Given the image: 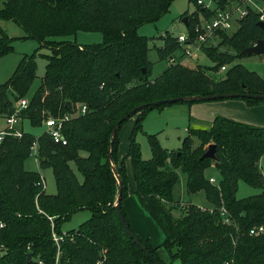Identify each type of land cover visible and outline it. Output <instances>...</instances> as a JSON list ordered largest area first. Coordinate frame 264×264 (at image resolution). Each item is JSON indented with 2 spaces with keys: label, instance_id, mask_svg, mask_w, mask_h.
Listing matches in <instances>:
<instances>
[{
  "label": "trees",
  "instance_id": "1",
  "mask_svg": "<svg viewBox=\"0 0 264 264\" xmlns=\"http://www.w3.org/2000/svg\"><path fill=\"white\" fill-rule=\"evenodd\" d=\"M175 0H5L0 9V59L14 52L13 41L3 29V21H12L25 32V39L36 40L40 48L52 53L45 76L37 91L29 96L37 78L34 57L25 55L10 79L0 85V117L14 113L16 103L29 99L21 111L19 129L22 138L5 137L0 145V264H56L58 246L52 235H65L60 244L61 264H147L151 260L126 234L118 218L116 202L118 178L123 183L121 209L133 233L123 201L128 197L126 162L131 161L135 195L141 207L162 230L163 247L172 260L182 264H264V127H257L217 116L208 128L191 127L178 152H170L149 135L152 158L144 160L136 140L143 121L154 110L204 101L150 106L161 100L247 93L264 96V79L244 65L236 64L223 79H214L209 71L219 72L233 59L258 41L264 40L260 14L250 9L233 35L221 34V46L235 52L229 56L216 47L204 51L215 64L213 68L169 66L151 80L153 63L149 59V38L138 29L154 24L170 10ZM197 13H189L188 31L205 12L197 3ZM228 0H219L224 8ZM210 16V13L208 14ZM79 32L100 33L103 43L79 45L55 41ZM158 49L161 61H170L180 50L176 37L169 32ZM246 86L244 89L243 86ZM30 97V98H28ZM248 106L264 105V100L236 98ZM219 99L216 101H224ZM78 105L88 112L71 119L64 126L67 145L56 144L45 131L39 137L24 132L28 121L42 128L48 117L71 113ZM144 107L142 110H137ZM137 113L122 122L115 137L113 130L131 111ZM136 118L124 159L118 155L119 132L126 122ZM196 141L198 145L195 146ZM37 142L39 167L52 169L57 193L47 194L38 183L42 176L25 169ZM211 143L217 145L216 160L203 158ZM85 152L86 155H82ZM111 155V158H110ZM72 164L82 175L80 181ZM113 164L117 172L115 175ZM219 172L218 186L206 176L209 169ZM186 176L189 195L204 192L213 209L192 203L176 205L175 188ZM262 190L255 196L237 197L240 183ZM180 205V206H179ZM182 208L180 217L173 211ZM225 209L232 224L224 222ZM90 211L91 217L78 230H62L75 214ZM136 234V233H135ZM146 249L165 264L149 239L136 234Z\"/></svg>",
  "mask_w": 264,
  "mask_h": 264
},
{
  "label": "rangeland",
  "instance_id": "2",
  "mask_svg": "<svg viewBox=\"0 0 264 264\" xmlns=\"http://www.w3.org/2000/svg\"><path fill=\"white\" fill-rule=\"evenodd\" d=\"M4 1L5 0H0V9L4 7ZM194 10H195V6L190 4L189 0H175L172 3V6L169 12L161 20H159L157 23H154V24H145L138 29L139 35L146 36L149 38V47H150L149 59L153 63V71H152L151 80L159 77L160 74L164 72L165 68L171 65L181 64L189 68H196L198 66H202L205 68L214 67L215 64L208 58L206 53L197 55L198 58L187 59V61H185L184 63H183V60H179L177 63L172 64L171 61H161L159 59L158 49L161 48L162 45L164 44L162 37L165 36L167 32L172 34V36L174 37H178L179 35H182V34L187 35L188 28L182 22L183 21L182 17L185 16V14L187 13L189 14L193 13ZM1 24L5 32L11 38L14 39L13 41L14 52L0 59V85L4 84L10 79V77L13 75L17 66L19 65L20 61L25 55H27L28 57H34L36 64H37V78L29 93V96H32L37 91V89L41 86L43 77L45 76L46 65L48 64V60L45 56L50 55L52 51L48 47L40 48V44L36 40L25 39L24 38L26 36L25 32L20 26H18L14 22L3 21ZM237 31L231 32L229 36L233 35ZM53 40L71 41V42H76L77 44L83 45V46L84 45H97V44L103 43V35L100 33L79 32L76 36L60 37V38H55ZM214 41L215 42L212 44V47L218 48L219 52L223 54L225 53L229 56L235 55V52L232 49L228 48L227 46L220 45L221 38H217ZM180 56L181 54L177 55V57H180ZM236 64L244 65L247 69H249L250 71L256 72L260 77L264 79V56H248V57H244L241 59H233L230 64H226L225 66L226 71H219V72L209 71L208 74L212 75L214 79H223L226 73L228 72V70L234 67ZM230 100H238V99H230ZM238 101H242V100H238ZM215 102H218V101H215ZM78 106H81V105H78ZM78 106L73 108L71 104V108H73V111L70 113L72 115V119L81 115V114H78V111L76 110ZM163 111L164 109L154 110L150 114H148L146 119L143 121L142 131L138 133L136 137V140L141 147L142 156L144 160H150L152 158L151 146H150L149 138H148L149 135H156L161 147H163L164 149L170 152H178L183 147L184 140L189 136L188 128H189L190 118H188V115H185V116L177 115V116L171 117L167 112H163ZM134 126H135V121L133 119H131L129 122H126L123 125V127L121 128L119 132V140H120L119 148L121 147V142L123 145L126 139H127L126 143L128 145L129 137L133 131ZM191 127H194V126L192 125ZM6 128H7V124H6L5 119L0 117V132L5 130ZM23 128H24V132L31 133L35 135L36 137H39L45 131L44 127L42 128L32 127L28 121H25L23 123ZM125 136H126V139H125ZM195 144H196L195 146H197L198 142L196 141ZM211 144H215V143H211ZM208 146H206L207 150H208ZM118 153H119V150H118ZM82 155L85 156L86 153L83 152ZM72 167H73L74 172L77 174L79 180L82 181L83 177L77 171L74 164H72ZM127 167L129 168L128 169L129 173L127 170L128 197L124 201L132 198L135 203V205H132L131 206L132 208L130 207V209L128 210L129 215L126 212L128 215V220H129L131 227L134 229L135 226H138L142 230L144 229L143 227L144 225L146 228H148L147 223H145L146 219L143 216V215H146V217L149 219L148 221H152V223L154 224L153 227L156 233H158L159 238L155 236L154 243L151 240L150 241L152 245L154 246V248H157V253L159 257L161 258V260L163 262L164 261L168 263L170 262L169 264H182L180 260H176V259L172 260L167 250L163 247L165 236L162 230L157 225V223L153 220V218L141 207L137 199V196L134 194L132 196L130 195L131 193H129V190H130L131 185H133L134 188L136 185H135V180L133 178L132 168L129 162H128ZM25 169L30 172H36V173L41 174L43 181H44L45 188L43 184H41V187L42 189H45L47 194L54 195L57 193V187H56L53 170L50 168L42 170L39 167L37 158L34 154L31 155V157L25 163ZM180 176H181V183L179 186L175 188V191H174L176 205L178 206L179 203L180 205H184V204L186 205L188 203H192V204H196L200 206L202 209H210V210L213 209L212 205L208 204L204 192H200L195 195H189L186 191V185H185L186 176L183 175L182 173H180ZM206 176L208 178L214 177L216 180H218L220 177V174L218 171H216L215 168L212 167V169H209L206 172ZM262 192H263L262 190L253 188L249 186L248 184L241 182L237 197L240 199H243V198L255 196ZM124 201H123V204H124ZM173 213L175 217H180L183 213V209L176 208L174 209ZM90 217H91V212L87 210L75 214L69 221L65 222L62 225L63 232L66 233L68 231L78 230L79 226L85 221H87L88 219H90ZM230 224H232V220H230ZM134 232H136L135 229H134ZM60 247L61 246H58V254H57V257H59V260L62 255ZM1 255L2 254L0 253V256ZM147 264H151V263L147 262Z\"/></svg>",
  "mask_w": 264,
  "mask_h": 264
},
{
  "label": "built area",
  "instance_id": "3",
  "mask_svg": "<svg viewBox=\"0 0 264 264\" xmlns=\"http://www.w3.org/2000/svg\"><path fill=\"white\" fill-rule=\"evenodd\" d=\"M198 5L202 7L205 12H198V19L192 22L190 31L187 35H179L176 37L177 43L180 45V50L177 54L170 59L171 63H177L179 60H183V63L187 59L198 58L197 55L205 54L204 48L212 47L214 40L221 37V34L230 35L231 32L237 31L240 28V23L244 20L249 10H255L260 14V22H264V0H228L225 2L224 8H221L219 0H198ZM197 13L195 9L191 15ZM210 13V16L208 15ZM181 54L180 57L177 55ZM180 63V62H179ZM221 71H226V67H223ZM29 100L21 99L16 103L14 113L5 119L7 128L0 132V145L3 143L5 137L14 136L16 138H22L23 131L19 129L21 123V111L26 110L29 107ZM78 114L85 115L88 112L86 105L78 106ZM72 119L70 113L60 115L57 117L50 116L43 122L45 133L51 137L56 144L67 145V139L63 133L64 126ZM38 144L35 142L32 146V155L37 158ZM210 182L213 185L218 186L219 181L215 178H210ZM44 181L38 183L39 186ZM222 215L225 217L224 222L230 224L227 211L223 208ZM264 232L263 228H255L251 231L252 235H260ZM65 235H59L53 232L52 238L57 246L64 241ZM40 264H42L40 262ZM56 264H61L59 257L56 258ZM98 264H102L99 262Z\"/></svg>",
  "mask_w": 264,
  "mask_h": 264
},
{
  "label": "crops",
  "instance_id": "4",
  "mask_svg": "<svg viewBox=\"0 0 264 264\" xmlns=\"http://www.w3.org/2000/svg\"><path fill=\"white\" fill-rule=\"evenodd\" d=\"M163 46L164 44L162 45V47ZM167 68L168 66L165 68V70ZM163 112H167L171 117L177 116V115H180V116L188 115V118L193 117L194 122L192 123V125L197 128L209 127L217 116L226 117L228 119H231L237 122H241V123H245V124H249V125H253L257 127H264V105L262 104V105H257V106H248L245 102L238 101V100H224V101H218V102L211 101V102L195 104L193 106H189L185 104H177V105H173V106H169L168 108H165ZM136 118L137 117L132 118V119L136 122ZM189 124H190V120H189ZM125 139H126V136H125ZM126 141L127 139L125 140V143L123 145L121 142V147L119 148L118 155H119L120 160L124 159L128 152L129 142L127 145ZM128 162L131 165V161L130 159H128L126 162V166H128ZM131 168H132V165H131ZM128 169L129 168L127 167V170ZM128 173H129V170H128ZM133 178H134V175H133ZM211 178H214V177H211ZM135 192H136V186L134 188V186L131 185L130 190H129V193H131L130 195L131 196L133 194L135 195ZM132 205H135L132 198L124 201L123 206L126 212L128 213V215H129L128 210L130 209ZM143 216L146 219L145 223H147L148 228H146L143 225L144 229L141 230L138 226H135L134 227V229L136 230L135 233H137V235H139L141 238L145 240L149 239L154 243L155 236L159 238L158 233H156L153 227L154 224L152 223V221H148L149 219L146 217V215H143ZM164 263L169 264L170 262L168 263L164 261Z\"/></svg>",
  "mask_w": 264,
  "mask_h": 264
},
{
  "label": "water",
  "instance_id": "5",
  "mask_svg": "<svg viewBox=\"0 0 264 264\" xmlns=\"http://www.w3.org/2000/svg\"><path fill=\"white\" fill-rule=\"evenodd\" d=\"M186 26H188V17H185L182 21ZM260 27L264 28V22L259 23ZM243 56H264V40L258 41L254 46L245 49L242 53ZM243 88L245 89L246 86L244 85ZM254 98V99H260L264 100V96H253L251 94H241V93H234V94H225V95H211V96H196V97H181V98H173V99H167V100H161L158 102L151 103L150 106H158L162 104H176L179 102H187V101H204V102H211V101H216L219 99H236V98ZM68 106L71 107V103H68ZM144 107H140L137 110H142ZM137 110L131 111L122 121H120L116 127L113 130V138L115 137L118 129L120 128L122 122L129 120L131 117H133L136 113ZM216 151H217V145L216 144H210L208 146V150L203 156V158L211 159V160H216ZM111 158V155H110ZM114 172L115 175L117 176V172L115 170V166L113 164ZM118 184H119V190H118V197H117V202H116V209H117V214L118 218L120 220L121 225L124 228V231L126 234L134 241V243L147 255V257L151 260L153 264H162L157 258H155L147 249L146 247L142 244L140 239L136 236L135 233L131 231L129 228L127 221L125 217L123 216L122 209H121V200H122V192H123V183L122 181L118 178ZM32 261V254L28 255V264H30Z\"/></svg>",
  "mask_w": 264,
  "mask_h": 264
}]
</instances>
